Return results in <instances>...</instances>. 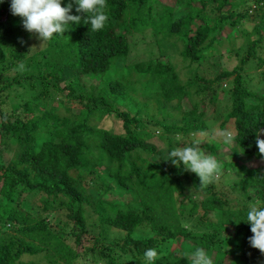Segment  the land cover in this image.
Instances as JSON below:
<instances>
[{
	"label": "trees",
	"instance_id": "obj_1",
	"mask_svg": "<svg viewBox=\"0 0 264 264\" xmlns=\"http://www.w3.org/2000/svg\"><path fill=\"white\" fill-rule=\"evenodd\" d=\"M148 1L106 0L104 11L108 20L102 30L93 32L90 24L82 21L70 25L63 35H54L39 51L45 68V74L36 75L40 91L25 99L20 111H16L17 106L11 112L4 111L3 93L5 96L13 84L21 82L18 76L8 77L4 71L24 56L21 38L15 35L17 25L22 24L19 16L10 13V0L0 2V156L6 147L14 154L0 161V264H40L39 259L45 260L42 264H75L79 252L64 239L71 237L77 243L87 219L99 227L97 235L92 237V247L98 248L97 256L88 258L94 264H124L125 255L131 259L130 264H148L144 258L148 248H155L159 253L153 264H188L183 256L195 247L204 248L213 261L220 264L224 263V258V264L257 261L264 264V255L248 242L252 235L250 225L245 222L248 208L231 203L226 191L212 189L213 183L201 189L194 173L183 170L182 165L177 168L171 161L162 160L161 152L149 142L152 133L138 116L141 106L136 102H141L136 95H131L132 84L137 80H130L127 74L119 76L118 72L104 85L99 84L95 91L86 92L81 88L77 76L100 78L99 75L114 68L117 58L127 54L132 32L148 28L153 34L161 31L174 34L182 41V57L196 61L202 57L205 42L215 40V33L223 22L233 25L242 15L228 8L222 12L221 7L224 4L235 6L243 0L236 3L214 0V7L221 12L216 17L204 13L202 5L193 8L191 0H175L183 7L180 14L167 4H160L152 14L154 4ZM253 1L257 5L260 0ZM61 3L64 6L68 0ZM72 14H77L75 6ZM156 16L158 20H154ZM192 20L198 23L191 25ZM248 47L233 69L218 72L212 80L199 79L209 86L233 75L228 91L230 110L218 126L221 132L226 130L224 123L231 126L228 130L236 136L230 147L231 156L238 161L261 158L255 139L258 132L264 130V95L251 94L241 85L236 72L253 54L252 43ZM131 67L138 73L147 72L151 82H155L151 96L156 98L155 114L160 116H153L151 123L149 120L147 123L163 133L187 134L189 130L200 129L201 126L193 122L199 118L198 101L180 111L186 90L171 66L153 60L135 62ZM63 74L71 79L60 86ZM27 76L33 77L32 74ZM27 81V86L33 89L34 83ZM55 90L64 91L66 97L77 102L56 101L48 107L42 106L53 97ZM247 97L255 98L256 102L246 100ZM171 98L175 99L172 107L180 113L177 122L168 110L167 101ZM118 102L134 108L121 110ZM60 106L63 114L72 106L79 111L60 115ZM92 113L99 116L113 113L121 120L123 132L115 133L89 124L87 120ZM149 114L152 113L149 111ZM158 138L168 140L163 134ZM220 161L223 170H227L229 163L234 166L231 159ZM235 167L234 178L226 184L227 189L242 195L252 192L258 201L264 202V170ZM183 178L200 193L199 199L195 200L184 190ZM89 182L96 183L99 189H113L117 195L135 198L138 206L117 204L113 198L89 191L85 187ZM85 207H91L92 215L84 213ZM49 211L62 214V223L64 227L69 226L68 231L51 228L44 215ZM214 215L218 217L217 223L212 219ZM191 216H195L193 226L184 224ZM227 227L231 228L230 234L226 232ZM136 229L145 235H134ZM165 242L172 246L163 249ZM91 252L84 251V255H92ZM22 255L33 258L23 260Z\"/></svg>",
	"mask_w": 264,
	"mask_h": 264
},
{
	"label": "rangeland",
	"instance_id": "obj_2",
	"mask_svg": "<svg viewBox=\"0 0 264 264\" xmlns=\"http://www.w3.org/2000/svg\"><path fill=\"white\" fill-rule=\"evenodd\" d=\"M237 1L239 0H232L233 3H236ZM148 2L154 4L152 14L155 13L154 11L158 9L160 4L172 5L177 14L183 12L182 5L180 6L179 4H176L175 0H149ZM190 4L196 9L202 5L203 12L207 13L210 17L220 16L221 14V12L214 7V0H191ZM227 8L242 15L237 17L236 22L233 25L223 22L222 27L215 33V40L212 42L211 40H207L205 42L207 45H205L202 50V57L196 61H190L189 59L182 57V41L176 35L163 33V31L159 32V34H153L152 29L150 30L147 28L143 32L135 31L129 35V49L127 54L123 57L117 58L113 62L114 68H109L106 72L99 75L100 78H88L85 74L77 77L79 78L82 90H85L86 92L92 90L95 91V88L100 86L99 84L104 85V83L115 77L118 72L120 73L119 76L121 74H127V77L130 80H137L138 82L132 84L134 91L131 95L134 97L136 95V98L141 103L133 101V104L135 105L136 102L138 106H141L139 107V112L141 111V113H139L138 116H140V119L144 122L145 128L152 133L149 142L155 145L161 152L162 160H166L164 158H166L167 153L180 143V141L176 140L177 136L182 137L183 142H191L193 140L201 141L200 147L206 153H211L215 148L212 155L216 156L218 159L220 158V160L231 159L234 161V166L231 167L229 163L226 168L227 170H223L220 179L213 182L212 189L215 191H226L231 203L238 205L243 204L248 208L250 204L258 201L256 196L253 195L252 192L242 195L236 190L229 191L226 184L234 178V172L236 171L235 165L242 167V169L252 166V168L264 170V160L261 158H254L252 161H243V158L240 159L241 161H238L237 159L235 160V157L231 156V153L233 152L230 150V147L233 146L234 143L225 144L222 137L219 135L221 131L218 124L225 118L226 113L230 110L231 99L228 91L232 85L233 75L211 83L209 86H206L205 81L202 80H212L218 72L233 69L240 63L239 59L247 53L249 49L248 46L252 43L253 54L250 55L246 62L241 64L240 68H236V72L241 78V85L251 94L255 96L264 95V0H260L257 5L253 0H243L242 2L236 3L235 6L224 4L221 7V11L223 12ZM157 18L158 17L156 16L154 20H158ZM183 20H185V18ZM195 22L198 23L197 20H192L190 24L192 25ZM15 32L16 34H14L23 40V43L21 44L24 56L4 72L8 77L18 76L21 83L20 85L13 84L12 88L8 89V92H5V96L3 93V108L5 112H11L12 109H15L17 106L19 107L16 108V111H20L24 100L40 91L41 84L36 75L39 72L45 74V68L42 65L43 61L40 58V52L44 45L39 47L40 41L34 35L24 30L22 25H17ZM32 45H36L37 48L33 51H29V48ZM153 60L171 66L177 75L179 83L185 86L186 95L180 103V111H183L184 107L191 106L194 102L198 101L196 112H198L199 118L193 122H195V124L197 122V124L201 126L200 129L194 131L189 130L187 134L177 131L163 133L158 127L150 125V120L153 119V116H160L155 114L156 98L151 96V89L154 88L153 86L155 85V82L154 80L151 82V77L147 72L138 73L130 68H132V63ZM21 61L26 65V70L23 72L15 70L18 63ZM30 74H32L33 77L27 76ZM63 75L64 77H61L60 79V86L66 83L68 78L65 77L69 76L68 74ZM28 79L34 83L33 89H30L27 86ZM70 79L71 78L68 80ZM78 83L74 85L75 88L78 86ZM246 100L256 102V99L251 97H247ZM56 101L61 103L66 101L77 102V99H70L64 95V91L55 90L53 97L45 100L42 103V106L48 107L51 104H55ZM85 101V99H82V102ZM130 101L129 98L128 102ZM167 104L170 116L173 117L175 122H177L180 119V113L172 107V105H175V99L171 98L167 101ZM117 106L121 110L134 108L132 105L126 107L119 102L117 103ZM161 110L157 111L160 112ZM71 111L78 112L79 110L76 106H72L63 114V108L61 106L58 108V113L60 115L63 114L67 116ZM128 111L131 112V110ZM149 111L152 114H149ZM36 113H39V111H36ZM130 115H132V112ZM147 120H149L150 123H147ZM87 122L98 127H103L111 132H123L121 120L115 117L113 113L103 114L102 116H99L97 113H92ZM230 127L231 126L228 123H224V128H226L227 131H229L228 129H230ZM218 132L219 134H217ZM159 134L167 136L168 140L159 139ZM258 134L261 138H264L263 131H259ZM14 152H16V150H14ZM12 157H14L13 152H11L9 147H6V149L1 151L0 161H6ZM260 159L262 161H260ZM186 180L187 179L185 178L181 180L184 185V190L195 200L199 199L201 197L200 193L193 188L190 181ZM85 187L87 190L94 191L102 197L109 199L113 198L114 202L117 204L126 203L132 206H138V201L135 198L128 199L124 196L117 195L113 189H99L94 182L85 184ZM91 212V207H85V214L92 215ZM44 215L47 222L51 223L52 229L56 230L58 227H61V229L63 228V231H68L69 226L64 227L65 225L62 223V214L49 211ZM212 219L217 223V215H214ZM194 220L195 216H191L190 218L185 219L184 224H190L193 226ZM192 228L194 229L195 227ZM98 231L99 227L97 223H90L87 219L83 224V231L80 234L77 243H75L71 237H66L64 239L66 244L74 245V247L76 246V249L79 252L75 264H94L91 260L88 261V258H95L97 256L95 252L98 251V248L92 247L94 241L92 237H95ZM226 232L230 234L231 228L227 227ZM134 235L144 236L145 233L136 229ZM168 246L171 247L172 244L166 245L165 242L163 244V249L168 248ZM84 251H92V255L88 254L86 257ZM124 257V264H130L131 259L126 255ZM21 258L27 260L33 258V256L22 255ZM224 260L223 262L225 263ZM44 262L45 260L39 259L40 264ZM97 263L98 262H96V264ZM214 264H220V262L214 261ZM254 264H261V262L257 261Z\"/></svg>",
	"mask_w": 264,
	"mask_h": 264
},
{
	"label": "clouds",
	"instance_id": "obj_3",
	"mask_svg": "<svg viewBox=\"0 0 264 264\" xmlns=\"http://www.w3.org/2000/svg\"><path fill=\"white\" fill-rule=\"evenodd\" d=\"M73 6L77 14H72ZM106 7V0H68L64 6L61 0H10L9 10L13 16L20 17L23 29L40 41V47L50 41L54 35H63L70 25L80 24L82 21L86 25L90 24L93 32L102 30L108 20L104 11ZM36 48V45H32L29 51ZM15 70L25 71V63L19 62ZM219 135L225 144H232L236 139L232 131L225 130ZM176 140L180 143L173 147L164 159L170 160L177 168L182 165L183 170L194 173L199 179L201 189L220 179L223 165L216 156L206 153L200 147L201 141L183 142L180 136H177ZM255 143L261 159L264 160V138L258 134ZM245 222L250 225L252 233L248 237L250 246L264 255V202L256 201L249 205ZM183 257L187 258L188 264H214L212 257L202 247H195ZM144 258L148 264H153L159 258V253L155 248H148L144 252Z\"/></svg>",
	"mask_w": 264,
	"mask_h": 264
}]
</instances>
